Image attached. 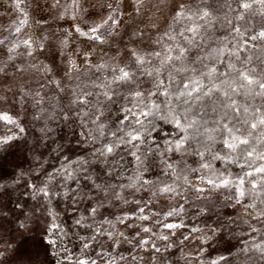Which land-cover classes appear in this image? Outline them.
I'll return each mask as SVG.
<instances>
[{
  "label": "clouds",
  "instance_id": "obj_1",
  "mask_svg": "<svg viewBox=\"0 0 264 264\" xmlns=\"http://www.w3.org/2000/svg\"><path fill=\"white\" fill-rule=\"evenodd\" d=\"M262 32L264 0H0V264H264Z\"/></svg>",
  "mask_w": 264,
  "mask_h": 264
},
{
  "label": "snow or ice",
  "instance_id": "obj_2",
  "mask_svg": "<svg viewBox=\"0 0 264 264\" xmlns=\"http://www.w3.org/2000/svg\"><path fill=\"white\" fill-rule=\"evenodd\" d=\"M245 6H247V5H245ZM91 31L95 34L96 31H97V29H96L95 27H93V28L91 29ZM260 35H261L262 37H264V32L260 33ZM169 59H170V58H169ZM245 79L248 80L249 83L252 82V78H251L250 76H245ZM190 83H194V82H190ZM188 87H189V85H188V84H185V88H188ZM260 87H261V88H264V83L260 84ZM199 90H200L199 85H198V84H195V86L192 87V88L190 89V91L188 92V95H192L194 92H199ZM0 119L9 120L10 117H9L8 114L5 113V114H0ZM259 122H260V124H264V118H261ZM179 124H180V121L177 120V126H179ZM251 126H252L253 128L257 127V125H256L255 123L252 124ZM225 127H226L227 130L231 133V138H232V139H236L237 134H236L235 132H233L232 129L228 128L227 126H225ZM133 139H135V137H133ZM240 142H241V143H247V141L244 140V139H241ZM230 146H231V145H230ZM257 171H264V169H257ZM249 174H251V173H249ZM169 227H172V225H169Z\"/></svg>",
  "mask_w": 264,
  "mask_h": 264
},
{
  "label": "rangeland",
  "instance_id": "obj_3",
  "mask_svg": "<svg viewBox=\"0 0 264 264\" xmlns=\"http://www.w3.org/2000/svg\"><path fill=\"white\" fill-rule=\"evenodd\" d=\"M252 43H255V42H252Z\"/></svg>",
  "mask_w": 264,
  "mask_h": 264
}]
</instances>
